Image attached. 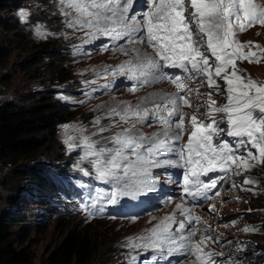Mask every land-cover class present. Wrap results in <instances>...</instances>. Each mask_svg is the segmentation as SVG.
Listing matches in <instances>:
<instances>
[{
  "label": "snow or ice",
  "instance_id": "1",
  "mask_svg": "<svg viewBox=\"0 0 264 264\" xmlns=\"http://www.w3.org/2000/svg\"><path fill=\"white\" fill-rule=\"evenodd\" d=\"M137 2L144 6L138 13L133 0H59L67 27L83 31L88 38L85 42L99 36L114 41L127 37L128 44L148 46L151 51L120 47L132 59L119 66V72H128L130 78L140 81L141 87L167 79L176 91L150 94L135 106L113 107L93 121L95 130L90 133L87 128L63 125V142L69 152L82 150L75 167L84 176L90 175L81 167L87 162L96 179L113 186L107 197L110 204H117L120 197L135 199L155 191V168L183 170V192L193 201L211 199L208 193L225 177L241 176L257 164L264 165V82L254 80L239 67L244 61H264V46L238 39L239 34L264 26V5L257 0ZM21 16L26 19L27 13ZM36 33L40 37L48 35L40 26ZM165 69H178L183 75ZM202 88L209 91L202 92ZM193 94L207 99L194 103ZM218 98L224 103L218 104ZM185 108L192 109V114ZM111 117L119 119L101 126L102 119ZM150 121L160 131L145 134L137 127L151 126ZM124 124L129 126L122 127ZM112 128L119 130L113 132ZM71 131L77 135H69ZM216 172L223 175L209 177V173ZM202 177H208V182ZM257 183L252 177L243 180L244 185ZM236 187L233 182L232 188ZM241 191L252 189L241 186ZM215 196H220V192L216 191ZM177 211L184 220L178 221L175 213L166 216L146 235L129 238L127 246L166 249L169 256H192V264H240L232 257L226 261L217 259L224 252L211 250L209 245H218L220 239L207 234L209 227L200 216L193 215L192 208L180 204ZM198 225L205 226L196 240L197 232H201ZM242 231L259 229L245 226ZM243 250L242 245L235 249ZM132 260L135 262L136 257Z\"/></svg>",
  "mask_w": 264,
  "mask_h": 264
},
{
  "label": "rangeland",
  "instance_id": "2",
  "mask_svg": "<svg viewBox=\"0 0 264 264\" xmlns=\"http://www.w3.org/2000/svg\"><path fill=\"white\" fill-rule=\"evenodd\" d=\"M19 4L14 10L17 28L13 31L0 29V44L5 48L6 55L0 63V102L4 100L19 102L21 97H29L33 89H55L51 98L56 101L62 110L66 111V118L58 124L52 141L42 148L35 158L30 160H18L16 166L23 169L40 168L44 175L79 176L94 181L99 193L94 196L101 206L110 210L105 218H93L79 211L77 201L70 199L69 204L60 206V212L52 211L59 199L53 196L46 198L43 187L34 182L28 184L23 179L5 176L6 168L0 163V207L9 210L10 214H24L29 226H34L26 240L32 255V264H43L45 260L63 244L67 236H84L89 244L90 253L84 264H141V256L144 251L151 249L147 258H165L169 255L166 249L160 252L152 251L154 248L139 247L136 249L127 246L129 238H136L147 234L166 216L175 213L179 219L177 205L183 204L176 197H171L172 203L162 208L159 212L150 215H141L131 209V197H120L117 204L108 203V194L113 190L110 183H104L95 178L94 170L84 162L81 167L89 171V176H84L75 165L78 163L82 150L68 151L63 142L65 133L63 125H76L87 128L89 133L95 130L93 121L97 117H104L113 107L123 108L125 104L133 106L140 103L141 99L154 93H172L176 89L167 80L155 82L141 87L136 83L137 79L130 78L128 72L121 73L117 69L132 59L131 54L124 55L117 47L131 49L140 47L151 51L146 44L131 45L127 39L114 41L108 36H99L92 42H85L88 38L83 31L73 30L67 27L65 17L61 14L63 7L59 0H18ZM134 2V1H133ZM264 5V0H257ZM134 9L138 12L144 10L142 3L134 2ZM7 12H4V14ZM21 13H27L23 18ZM133 15V12H129ZM40 26L48 35L40 37L36 33V27ZM241 42L252 41L264 46V26H255L247 32L239 34ZM120 48V47H119ZM58 50V58H51L44 54V50ZM40 51V62L36 76L29 77L24 72L22 65L28 54ZM241 69L246 70L254 80L264 82V61L259 64H249L247 61L239 63ZM57 69L66 70L68 77L59 79ZM165 72L167 69L164 70ZM179 73V70H176ZM36 77L35 80L32 78ZM195 83H199L196 81ZM137 89L133 91L132 89ZM202 92L209 91L206 88ZM214 91V89L212 90ZM207 98L193 94V102H202ZM224 100L218 98V104ZM145 106H151L146 103ZM184 111L192 114V109ZM203 111V109H201ZM119 117L105 118L101 120V126L109 125ZM133 121H129L131 124ZM151 126L137 125L140 131L151 134L160 131L159 127L152 123ZM124 124L122 127H128ZM224 126V125H222ZM112 128L111 131H118ZM76 136L75 131L68 133ZM105 136L109 133H104ZM224 137V136H222ZM96 137H94L95 139ZM229 141L232 138L226 137ZM185 139L187 137L185 136ZM161 171L168 172L165 168ZM65 175V174H64ZM223 175L216 174L214 178ZM52 177V176H51ZM245 177L257 180L256 185H244ZM47 178V177H46ZM48 179V178H47ZM52 179H54L52 177ZM170 178L165 186L171 183ZM49 180V179H48ZM233 182L237 187L232 188ZM241 186L252 191H241ZM214 198L202 208H192L194 214H198L210 229L207 234L219 237L218 245H209L211 250L224 252L220 261H226L232 257L240 264H264V165L257 164L253 169L243 172L241 176L225 177L215 189H212ZM219 191L220 196H215ZM12 192L13 197L10 196ZM25 200L23 203L22 200ZM167 199V196H163ZM94 201L86 197L84 203ZM215 205L213 209L212 206ZM58 208V207H57ZM190 208V207H189ZM56 209V208H55ZM251 209V211H249ZM235 222V223H233ZM205 225H198L201 232H197L195 239L199 240ZM245 226H253L259 231L243 232ZM17 224L10 226L16 230ZM243 246L242 252L235 249ZM250 254L254 259L243 261ZM132 257H136L133 262ZM194 260L186 257L181 264H192Z\"/></svg>",
  "mask_w": 264,
  "mask_h": 264
},
{
  "label": "trees",
  "instance_id": "3",
  "mask_svg": "<svg viewBox=\"0 0 264 264\" xmlns=\"http://www.w3.org/2000/svg\"><path fill=\"white\" fill-rule=\"evenodd\" d=\"M18 4V0H0V29L13 31L17 28L14 10ZM39 52L28 54L23 59L22 69L30 74L29 77L37 75V64L42 57ZM44 54L58 58L56 49L44 50ZM5 55V48L0 44V63ZM57 72L59 79L68 77L66 70L57 69ZM54 91L46 87L33 89L29 97H21L18 103L9 100L0 102V163L7 169L5 176L23 179L28 184L39 183L48 199L56 194L51 186L60 181L57 174L51 175L52 179L50 175L41 174L40 168L23 169L16 166V162L35 158L52 141L58 124L65 120L66 111L51 98ZM58 173L66 175L61 171ZM9 194L10 198L13 197L12 192ZM22 201L25 203L24 199ZM60 201L64 206L69 204L67 199L61 198ZM55 210L52 207V211ZM12 224H17L18 228L11 230ZM32 228L34 226H29L24 214L12 215L9 210L0 207V264H32L33 255L26 244ZM89 253V244L84 236H67L43 264H84ZM252 259L254 257L248 254L243 261Z\"/></svg>",
  "mask_w": 264,
  "mask_h": 264
},
{
  "label": "bare ground",
  "instance_id": "4",
  "mask_svg": "<svg viewBox=\"0 0 264 264\" xmlns=\"http://www.w3.org/2000/svg\"><path fill=\"white\" fill-rule=\"evenodd\" d=\"M137 45V44H136ZM137 46H139V45H137ZM136 47V46H135ZM140 48V47H139Z\"/></svg>",
  "mask_w": 264,
  "mask_h": 264
}]
</instances>
